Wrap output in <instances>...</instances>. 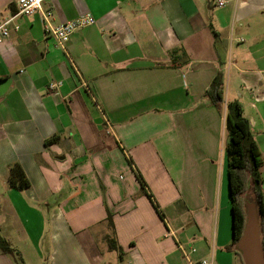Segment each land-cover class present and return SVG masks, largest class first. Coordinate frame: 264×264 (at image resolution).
Masks as SVG:
<instances>
[{
  "label": "crops",
  "instance_id": "obj_1",
  "mask_svg": "<svg viewBox=\"0 0 264 264\" xmlns=\"http://www.w3.org/2000/svg\"><path fill=\"white\" fill-rule=\"evenodd\" d=\"M17 1L0 0V25ZM220 1L46 0L54 25L96 19L65 51L40 14L9 26L0 235L20 255L0 247V264H185L179 244L195 260L244 264L226 115L239 103L251 123L264 193V0ZM220 73L223 111L208 95ZM15 164L29 188L9 186Z\"/></svg>",
  "mask_w": 264,
  "mask_h": 264
},
{
  "label": "trees",
  "instance_id": "obj_2",
  "mask_svg": "<svg viewBox=\"0 0 264 264\" xmlns=\"http://www.w3.org/2000/svg\"><path fill=\"white\" fill-rule=\"evenodd\" d=\"M208 95L213 104L220 111H223L225 108L224 74L220 73L216 77L208 90ZM227 110L226 128L229 133V140L226 146V153L228 156L234 226L232 245L241 243L249 224V210L246 205V196L249 194L256 203L260 240L264 248V236H262L264 226V193L261 189L262 154L254 139L251 123L244 116L242 106L239 103H231L227 105ZM50 141H54V139ZM8 184L20 190L30 187V181L20 164H15L11 167ZM107 240L110 249H112L114 240L110 237ZM0 247L4 252L16 251L1 235ZM17 254L20 255L19 252ZM19 260L20 264H23L22 258Z\"/></svg>",
  "mask_w": 264,
  "mask_h": 264
},
{
  "label": "built area",
  "instance_id": "obj_3",
  "mask_svg": "<svg viewBox=\"0 0 264 264\" xmlns=\"http://www.w3.org/2000/svg\"><path fill=\"white\" fill-rule=\"evenodd\" d=\"M45 1L46 0H18L15 14L0 25V44L10 38L9 26L19 16H33L35 14H40L46 35L53 38L55 46L64 51L66 50V46L70 42L72 36L77 31L90 27L96 23V19L91 14L87 13L60 25H54V13L51 10H46L44 8ZM219 5L223 6L224 1L221 0ZM15 29L20 30V26L16 25ZM241 41L243 42L244 40L241 39ZM62 86V81H54L48 85L47 90L49 93H55L58 92ZM168 235H173V233L169 232ZM178 249L183 254L185 264H219L214 257L201 260L193 259L192 255L198 251L194 247L187 250L183 245L179 244Z\"/></svg>",
  "mask_w": 264,
  "mask_h": 264
},
{
  "label": "water",
  "instance_id": "obj_4",
  "mask_svg": "<svg viewBox=\"0 0 264 264\" xmlns=\"http://www.w3.org/2000/svg\"><path fill=\"white\" fill-rule=\"evenodd\" d=\"M242 252L245 264H264V248L260 240L258 216L249 210V224L244 232L241 243L237 244Z\"/></svg>",
  "mask_w": 264,
  "mask_h": 264
},
{
  "label": "rangeland",
  "instance_id": "obj_5",
  "mask_svg": "<svg viewBox=\"0 0 264 264\" xmlns=\"http://www.w3.org/2000/svg\"><path fill=\"white\" fill-rule=\"evenodd\" d=\"M229 140V133L227 131V141ZM246 205H247V208L248 210H253L255 211V215L257 216L258 212H257V209H256V203L255 201L250 197V195L248 194L246 196Z\"/></svg>",
  "mask_w": 264,
  "mask_h": 264
}]
</instances>
